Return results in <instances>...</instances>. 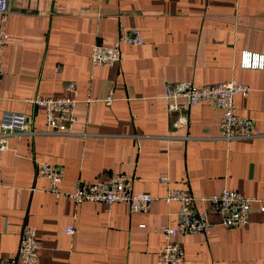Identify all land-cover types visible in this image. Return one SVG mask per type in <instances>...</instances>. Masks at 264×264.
Instances as JSON below:
<instances>
[{
	"label": "crops",
	"instance_id": "1",
	"mask_svg": "<svg viewBox=\"0 0 264 264\" xmlns=\"http://www.w3.org/2000/svg\"><path fill=\"white\" fill-rule=\"evenodd\" d=\"M132 26L143 43L122 46L112 66L91 68L92 44L109 45ZM6 28L0 113L25 114L33 133L10 137L0 153V258L15 253L28 224L38 264H155L161 228L177 219V203L162 201L167 187L189 191L197 211L222 187L264 200V69L238 67L242 51L264 56V0H8ZM230 79L251 86L233 102L259 136L220 140V111L202 102L190 109L187 127L172 126L167 82L199 88ZM67 81L79 100L72 133L51 134L43 110L22 100L65 96ZM36 161L62 168L61 189L124 173L152 201L134 213L124 203L54 198L35 175ZM258 206L251 204L243 228H224L210 213L205 235H177L184 264H264Z\"/></svg>",
	"mask_w": 264,
	"mask_h": 264
},
{
	"label": "built area",
	"instance_id": "2",
	"mask_svg": "<svg viewBox=\"0 0 264 264\" xmlns=\"http://www.w3.org/2000/svg\"><path fill=\"white\" fill-rule=\"evenodd\" d=\"M8 16V0H0V79L3 73V56L7 46L8 34L6 28ZM143 43L138 27H125L109 45L92 44L88 52L90 67L112 66L122 58V46H138ZM239 68L264 69V56L248 51H242L238 60ZM67 95L48 97L34 95L23 98V102L40 107L44 120L51 134H71L75 121L74 110L79 100L75 96V84L67 81L64 84ZM252 88L249 84L236 79L219 82L213 85L195 87L191 82H167L164 85L163 98L166 110L172 114L171 124L174 127H187L190 109L197 103H207L220 111L219 136L224 142L231 140H246L259 136L255 122L236 112L233 98L246 97ZM107 99H110L108 94ZM87 98L84 101L89 102ZM29 117L23 113L3 110L0 113V153L7 148L12 136L31 134L28 130ZM63 170L60 166L46 162H35V175L48 181L47 191L54 198H66L77 205L83 201L126 204L130 212H147L152 197L142 191L132 190L133 176L124 173H111L104 179L94 182L75 180L69 189H61L58 184L62 180ZM159 181L168 183L166 176ZM2 182L0 180V187ZM208 209L197 211L192 194L181 187H167L162 201L176 202V222L161 228L163 246L157 255L155 264H184V252L175 240L177 235L203 234L213 225L208 214L217 216L218 224L224 228H243L248 224L250 206L253 202L259 204L258 210L264 213V200L245 196L235 189L220 188L217 193L207 199ZM74 231L72 226H66L64 232L68 235ZM39 242L35 229L23 224L19 232L18 245L15 253L9 257L0 258V264H38L37 251Z\"/></svg>",
	"mask_w": 264,
	"mask_h": 264
}]
</instances>
